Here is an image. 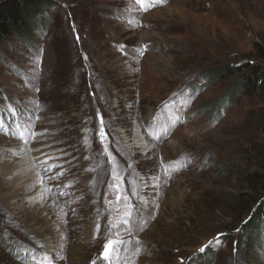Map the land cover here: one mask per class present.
I'll use <instances>...</instances> for the list:
<instances>
[{"label": "rangeland", "instance_id": "obj_1", "mask_svg": "<svg viewBox=\"0 0 264 264\" xmlns=\"http://www.w3.org/2000/svg\"><path fill=\"white\" fill-rule=\"evenodd\" d=\"M51 1L43 30L0 47V195L24 155L36 171L29 185L40 187L32 203L17 196L18 216L0 199V264H106L109 217L123 201L109 188L98 111L124 192L134 181L140 193L121 264H201L208 249V264H264V221L258 246L239 239L264 201L246 180L261 170L264 93L233 98L237 75L222 74L264 46V0ZM42 153L58 157L59 180L47 179L61 169L43 172Z\"/></svg>", "mask_w": 264, "mask_h": 264}, {"label": "trees", "instance_id": "obj_2", "mask_svg": "<svg viewBox=\"0 0 264 264\" xmlns=\"http://www.w3.org/2000/svg\"><path fill=\"white\" fill-rule=\"evenodd\" d=\"M56 2L51 0H2L0 1V47L12 39L28 43L31 32L43 30L47 18L43 16L46 9L51 8ZM255 59L235 67L224 66L222 74L236 76L227 92L231 97L238 94H262L264 93V46L256 43ZM221 68V67H220ZM220 68L214 69L215 74L222 75ZM213 70V69H212ZM211 76H214L210 74ZM261 170L247 175V185L261 184L264 189V139L260 143ZM264 221V201L259 203L252 212L251 217L241 227L240 240L245 244L258 246L260 244V223ZM215 257V253L208 249L199 259L201 264H208ZM208 260H207V259ZM216 258V257H215Z\"/></svg>", "mask_w": 264, "mask_h": 264}, {"label": "snow or ice", "instance_id": "obj_3", "mask_svg": "<svg viewBox=\"0 0 264 264\" xmlns=\"http://www.w3.org/2000/svg\"><path fill=\"white\" fill-rule=\"evenodd\" d=\"M151 3H155V0H150ZM136 3L141 6V8H144L146 0H136ZM165 108H168V105L165 104ZM97 119L99 121V129L96 132V136L98 137L100 143L104 145V153L107 154L109 158V163H112V180L113 183L109 184L110 189L115 190V202L117 204H120L121 201H123V204L121 207L116 208L117 216L115 218L109 217L107 229H106V235L107 239L106 242L103 245V250L100 253V258L103 259L106 264H121V251L127 249V245L131 243V240L125 241L120 238L122 232H127L129 235L132 232V228L135 227V224L133 223V214L135 211V205L132 203L131 197H139L140 193L137 190L135 186L134 181H130V183L133 185L132 190L129 194L125 193L122 184H123V177H121L118 174L117 167H116V158L112 155V153L108 150L107 144H105V141L108 140V134L106 132L104 119L100 112H97ZM18 135V138L23 139V133L14 134ZM31 135H44V133H34L31 132ZM36 151H40V149H34ZM45 156V159L41 160L40 163L42 165H46V167L43 168V172L45 173H52L53 169L60 168L61 170L59 172H56L53 175H50L47 177L48 180H59L61 176L64 175V169L61 164L56 163L55 161L58 159V157H53L48 155L47 153H42ZM85 159H88V157H85ZM49 161H52L49 163ZM165 173H167L168 169L163 165ZM129 168L132 167L131 164L128 165ZM42 185L45 182V177L41 176L40 181ZM59 187V185H56ZM68 186V185H66ZM47 191H51V187H48L46 189ZM59 195L63 196L65 193L61 191ZM105 203L108 205H112L113 201H110L107 199V194H105ZM100 225H96V232L99 233L100 231ZM222 234H218L216 237L217 243H219V236ZM212 241H209L207 244L202 246L199 251L202 253L205 251L206 248H208L211 245ZM92 264H95V261L92 262ZM124 264H127V261H124ZM180 264H184V258H180Z\"/></svg>", "mask_w": 264, "mask_h": 264}, {"label": "bare ground", "instance_id": "obj_4", "mask_svg": "<svg viewBox=\"0 0 264 264\" xmlns=\"http://www.w3.org/2000/svg\"><path fill=\"white\" fill-rule=\"evenodd\" d=\"M137 143H140L143 150L145 149V142L141 135H138V141ZM39 145V144H36ZM128 146V145H127ZM2 149V148H1ZM22 151V150H20ZM33 162L29 160L27 156H20L19 158L15 159L10 167H8L10 172H13L14 176L11 178L10 183H6L5 185L8 186V191L5 193H2L0 195V199L3 201L5 206L8 208L9 211H12L18 216L17 213V207L19 203V198H17L18 195L26 196V200H31L32 203L35 198V194H38V188L40 187H34L29 185V183L32 182V180H35V173L32 169ZM2 173V172H1ZM8 179V178H6ZM4 180V179H3ZM6 181V180H4ZM11 184V186L9 185ZM28 203V202H27ZM29 204V203H28ZM33 207V204H31L30 207L26 211H31ZM15 215V216H16ZM30 227L38 233V236L42 238L43 243H45V246H48V248L53 247L51 246V241L49 238H46L45 230L41 227H38L36 223H32ZM57 228V227H54ZM56 234L58 233V230L56 229ZM89 231V230H88ZM89 233V232H87ZM50 244V245H49ZM47 253V252H46ZM76 255L75 257H77ZM79 258V257H77Z\"/></svg>", "mask_w": 264, "mask_h": 264}]
</instances>
